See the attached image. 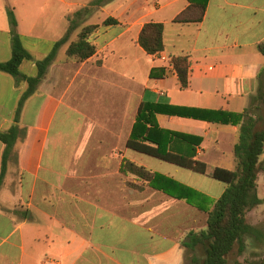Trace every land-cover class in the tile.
I'll return each instance as SVG.
<instances>
[{
	"label": "crops",
	"instance_id": "1",
	"mask_svg": "<svg viewBox=\"0 0 264 264\" xmlns=\"http://www.w3.org/2000/svg\"><path fill=\"white\" fill-rule=\"evenodd\" d=\"M5 1L4 7L0 4V63L11 57L10 0ZM52 1L54 9L13 11L21 44L33 59L24 62L30 64L21 73L27 77L36 76L35 62L68 33L44 79L24 102L18 122L15 111L27 84L17 85L0 72V133L19 129L0 186V264H184L182 242L190 232L206 229L207 213L143 185L131 174L121 175V165L129 161L191 189L169 173L148 169L128 153L143 154L126 143L145 103L235 114L254 105L250 117L260 127L264 57L256 47L264 42V0H208L203 20L192 24L174 22L187 0ZM108 18L117 24L102 26ZM149 22L164 26L165 48L159 55H149L138 45ZM89 25H100L88 39L95 55L82 63L68 60V45ZM172 56L188 57L184 90L168 64ZM59 116L65 123L62 129L70 123L72 136L70 170L65 173L56 164L44 165ZM156 122L161 130L200 139L195 147L200 161L202 156H234L239 125L167 115H156ZM173 145L180 150L186 146L183 141ZM4 149L0 141V173ZM84 150L90 155L82 156ZM217 167L233 170L234 158L233 165ZM214 168L207 172L206 165L201 176L212 179ZM222 184L214 202L226 188ZM257 196L261 203L252 210L261 218L248 223L249 235L264 240V196Z\"/></svg>",
	"mask_w": 264,
	"mask_h": 264
},
{
	"label": "trees",
	"instance_id": "2",
	"mask_svg": "<svg viewBox=\"0 0 264 264\" xmlns=\"http://www.w3.org/2000/svg\"><path fill=\"white\" fill-rule=\"evenodd\" d=\"M188 6L181 12L174 22L177 24L200 23L205 15L208 0H187ZM11 26L10 46L11 57L7 62L0 63V72L11 76L16 83L26 82L27 89L20 96L15 111V121L18 122L22 106L36 90L44 79L47 68L50 66L58 48L67 42V35L55 42L51 53L42 61L35 62L37 74L27 77L20 73L19 68L24 62H32L29 52L21 44L16 31V20L11 9L6 10ZM117 22L108 18L101 25H114ZM100 28V25H89L81 28L77 38L70 42L65 55L68 60L82 63L93 57L96 53L94 44L88 41L89 37ZM164 26L163 24L149 22L145 24L138 37V45L149 55L160 54L164 51ZM257 51L264 57V42L257 45ZM177 73L178 84L181 89L188 87L189 60L186 56H172L168 59ZM264 68L261 71L262 76ZM251 105L241 114L222 111H203L199 109L175 108L166 103H145L137 111L136 123L126 147L143 155L192 171L199 175L206 174V164L195 158L194 148L200 139L176 134L159 129L156 115L190 118L218 125H239L238 141L234 146L233 170L214 168L210 175L215 181L224 183L226 188L222 195L214 202L211 209L206 203V198L200 193L178 184L159 174L152 173L142 166L126 161L121 165L120 174H131L137 177L143 185L161 191L175 199L185 200L188 204L207 213L206 229L194 233L190 232L182 242L185 252H194L202 248L204 259L202 264H228L227 257L237 246L244 250V239L249 232L246 220L247 213L257 207L261 201L257 196V180L264 173V126L258 127V120L250 117L255 109ZM19 136L17 126L11 127L6 132L0 133V141L5 145L2 156L0 186L5 175L8 153L16 143ZM175 141L185 142L192 148L191 156L172 151L171 145ZM129 187L140 190V186L127 183ZM206 201H205V200ZM192 263L197 260L192 258ZM259 264H264V257Z\"/></svg>",
	"mask_w": 264,
	"mask_h": 264
},
{
	"label": "rangeland",
	"instance_id": "3",
	"mask_svg": "<svg viewBox=\"0 0 264 264\" xmlns=\"http://www.w3.org/2000/svg\"><path fill=\"white\" fill-rule=\"evenodd\" d=\"M4 3H7L5 0H0V4L5 6ZM29 6V7H27ZM47 8V9H54L56 8V2L52 0L43 1V0H27V1H21V0H10V8L12 11L20 10L23 8ZM5 12V11H4ZM84 25V24H82ZM80 32V31H79ZM79 34V33H78ZM77 38V37H76ZM75 38V39H76ZM74 39V40H75ZM44 46H39L40 50ZM59 57H62V54H59ZM30 66L29 63H23L20 67L19 71L20 73H23L28 67ZM22 83V82H20ZM20 83H16L17 85H20ZM31 116V113L28 114V118ZM70 123L67 125L69 128L62 129V127L65 126V123L62 122L61 117L59 116L57 119H55L53 126L51 128L50 132V138H51V146H49L45 153L44 158V165L46 164H56V169H58L61 172H68L70 170L69 163L70 158L72 156V136H71V128ZM264 126V121L260 124V127ZM172 151L182 152L186 156H191L192 154V148H188L185 146L181 150L178 149L177 146L171 145L170 146ZM195 149V148H194ZM195 152V150H194ZM82 156H89L88 152L85 150L83 151ZM129 155L138 156V159L140 163L148 167V169H152L154 171H157L160 174L169 173L178 181H184L188 187L194 190L200 191V194L203 195L206 193L207 195H211L210 197H207L208 199H204L208 205H211V208L214 204L213 197H216L218 195L219 191L222 189L224 185L222 183H219L217 181H214L210 179L207 176H201L194 172L187 171L184 169H180L174 165L167 164L165 162L159 161L155 158L146 156V155H140V154H134L132 152L128 153ZM55 156H57V160L55 161ZM195 158H198L195 156ZM201 161H203L207 165V172H211L212 169L215 166H222V167H228V165H233V156H202L200 157ZM257 185L259 188V191L257 190L260 197L264 196V173H261L258 177ZM264 215V210L261 212V216ZM260 217V213H255V210H250L246 215L247 223H255L258 222ZM254 226L259 227L262 226V223H256ZM264 257V240L262 238L258 240H254L251 235H247L244 239V250L240 252L239 248L235 246V248L232 250V252L227 257L228 264H259L261 259ZM192 258H195L197 260L196 264H202V261L204 259V251L202 248H196L194 252H185V260L184 264H193Z\"/></svg>",
	"mask_w": 264,
	"mask_h": 264
},
{
	"label": "built area",
	"instance_id": "4",
	"mask_svg": "<svg viewBox=\"0 0 264 264\" xmlns=\"http://www.w3.org/2000/svg\"><path fill=\"white\" fill-rule=\"evenodd\" d=\"M155 55H159V54H155ZM160 58H162L163 59V57H160ZM165 59V58H164ZM171 66V65H170Z\"/></svg>",
	"mask_w": 264,
	"mask_h": 264
}]
</instances>
